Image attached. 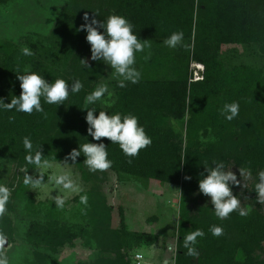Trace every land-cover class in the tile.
<instances>
[{
    "label": "trees",
    "instance_id": "1",
    "mask_svg": "<svg viewBox=\"0 0 264 264\" xmlns=\"http://www.w3.org/2000/svg\"><path fill=\"white\" fill-rule=\"evenodd\" d=\"M8 1L0 0V6ZM85 13L90 18L98 13V20L111 14L125 16L138 39L151 41L161 55L149 63L137 53L140 82L124 88L114 82L113 101L107 103L106 94L88 106L97 108L96 115L100 110L132 113L152 138V144L132 158L118 144L102 138L113 163L110 169L95 173L84 164L83 153L74 162L66 159L79 145L99 143L88 135L84 108L85 96L105 78V69L103 61L87 67L81 63L91 54L87 33L78 31ZM176 31L184 33L187 47L177 46L179 52L172 57L162 46ZM24 41L23 45L33 47V55H24L20 46L0 43V98L5 103L20 95L17 75L26 69L39 72L49 82L79 79L84 85L63 105H49L42 99L46 115L0 111V171L11 167L7 186L13 189L0 215V231L10 243L22 236L31 256L25 264H61L59 251L78 240L95 253L89 261L76 264H132L131 253L156 245L158 236L129 230L122 209L121 226L114 227V209L103 192L110 172L144 187L151 182L179 187L175 264H264V208L254 192L257 172L264 169V0H69L50 36L35 34ZM191 61L205 67L202 81L190 83ZM168 70L173 72L170 80ZM233 101L240 105L239 115L229 122L220 110ZM26 136L34 147L41 146L48 163H70L82 174L88 190L81 195L86 194L88 201L82 204L81 195L77 197L73 216L63 215L52 205L36 206L30 196L26 198L24 172L19 171L26 165ZM213 160H222L237 176L239 168L252 170L253 178L246 180L247 187L241 191L242 198L252 202L246 216L237 210L221 220L212 204L201 205L205 196L199 193L198 181L205 173L203 166ZM27 167L28 175L36 170ZM186 176L191 180H185ZM22 201L28 203L23 212L17 209ZM212 225L221 226L223 235L213 236ZM195 229L205 233L196 245L199 257L189 256L183 247V238Z\"/></svg>",
    "mask_w": 264,
    "mask_h": 264
},
{
    "label": "clouds",
    "instance_id": "2",
    "mask_svg": "<svg viewBox=\"0 0 264 264\" xmlns=\"http://www.w3.org/2000/svg\"><path fill=\"white\" fill-rule=\"evenodd\" d=\"M98 15V13H94L90 18L85 13L84 23L78 29V31L87 33L86 40L91 46V60L103 61L105 65L109 66L112 69V78L117 81L120 88L126 87L128 83H139L142 73L135 66L136 54L145 53L144 59H150L151 52L145 50L151 49V41L138 39L134 32V25L125 16L111 14L106 20H98L96 18ZM183 41L184 33L176 31L163 43L172 49L177 48V46L187 47ZM22 52L26 56L33 55V52L27 47L23 48ZM81 63L87 67L86 61L81 60ZM17 79L22 90L20 95L18 97L13 96L10 103H5L4 99L0 98V111L14 110L29 115L33 112L46 115L41 103L42 99L44 103L49 105H63L70 94H77L84 87L79 79H73L71 83L63 78L49 82L39 72L27 69L22 74L17 75ZM106 94L112 95L108 84L104 83L85 96L84 110L87 112L85 120L89 126L88 135L99 143L87 142L79 145V149H73L66 158L74 162L83 153L84 164L93 173L104 172L112 167L113 162L109 159V153L102 142V138H107L111 143L118 144L123 154L129 158L137 157L142 149H146L152 144V138L147 134L144 126L139 123V118L136 115L120 112L109 114L104 110H100L99 114L96 115L97 108L88 107L101 101ZM239 109L240 105L236 101L225 103L220 114L230 122L239 115ZM23 147L27 153L25 156L26 165L19 171L24 172V184L31 187L45 186L44 176L40 175L39 178H36L28 175L29 168L27 167V165H32L35 169H40L48 166V160L43 156L41 146L34 147L31 138L26 136L23 138ZM203 167L206 174L201 173L198 189L199 193L210 197L215 216L224 220L237 210L241 216H246L248 213L241 207L240 197L233 194L232 189L240 184V180L231 171V168H228L222 160H213L211 164H206ZM239 173L243 180L253 178L250 168H239ZM52 179H54L55 185L61 186L66 191L75 193L82 191L79 184L68 173L55 175ZM185 180H191V177L186 176ZM244 187H246L245 184ZM12 192V188L0 183V215L5 213ZM254 192L257 202L264 204V169L257 172ZM53 199L57 208H64L65 199L61 195L57 194ZM80 201L86 205L87 195H81ZM209 231L213 236L219 237L223 235L224 229L219 225H212ZM204 236L205 233L202 229H195L189 231L183 238V247L189 256L199 257L196 245L198 238ZM5 245L10 246L8 237L0 231V264H10L8 256L4 254ZM169 249L173 250V246L169 245Z\"/></svg>",
    "mask_w": 264,
    "mask_h": 264
},
{
    "label": "rangeland",
    "instance_id": "3",
    "mask_svg": "<svg viewBox=\"0 0 264 264\" xmlns=\"http://www.w3.org/2000/svg\"><path fill=\"white\" fill-rule=\"evenodd\" d=\"M68 2L69 0H9L6 5L0 6V43L9 42L10 45H17L23 49L27 47L23 45L26 37H35V34L50 36L57 21L65 14ZM27 48L33 51L32 46ZM154 48L156 47L151 44V49L145 50L146 52H151L150 59H153L154 56L158 57V59L161 58L159 50H154ZM162 49L169 51L172 57H174L176 52H179L178 48H168L164 44ZM139 54L140 58H144L145 53ZM150 59L146 61L150 63ZM92 63L91 54L86 55V64L90 66ZM104 69L105 78L99 82L98 86L104 83L108 84L112 95L104 100L106 101L107 99L106 102L109 103L111 100L113 101L114 95L111 84L117 81L112 78V69L109 66L104 64ZM205 71L203 65L191 61L189 63L190 83L202 81ZM166 73L168 75L167 79H172L173 72L168 70ZM231 171L235 173L234 169H231ZM11 172L10 166L4 167L0 171V183L8 185L11 179ZM61 173L70 174L79 184L82 191L79 193L69 192L61 186L55 185L52 178ZM40 175L44 176L45 186H26V198L30 196L32 203L34 201L36 206L52 205L56 207L53 198L59 194L65 199V206L63 209L56 208L67 217L73 216L78 207L77 197L88 190V186L76 166L70 163H48V166L36 169L30 174V176L36 178H39ZM237 177L238 179L240 178V176ZM244 184L247 187L246 180H240V184L239 186L237 185L233 194L240 197L241 207L247 210V206L251 205L252 202L251 199H243L241 196V191L246 188ZM103 192L107 196L109 205L114 209L113 225L115 228H120L121 226L122 216L120 217V209H122L125 223L130 231L152 233L158 236V241L153 247H144L130 254L132 264H136L137 255L144 256L142 264H173V261L176 262L181 201L179 187L169 188L156 182H151L144 187L133 180H121L116 174L110 172L107 176L106 184L103 186ZM27 204V202L22 201L17 206V209L19 207L23 212ZM203 204L206 206L211 204L210 197L205 196L201 205ZM262 206L264 208V204ZM19 231L22 232L23 228ZM9 245H5L4 254L8 256L10 264H25L28 259H31L28 246L22 236L14 243L9 242ZM169 245L173 246V250L169 249ZM94 253V251L84 247L81 240H78L74 246H66L59 251L58 261L61 264H76L80 261H89ZM261 257L264 260V252Z\"/></svg>",
    "mask_w": 264,
    "mask_h": 264
},
{
    "label": "built area",
    "instance_id": "4",
    "mask_svg": "<svg viewBox=\"0 0 264 264\" xmlns=\"http://www.w3.org/2000/svg\"><path fill=\"white\" fill-rule=\"evenodd\" d=\"M143 258H144L143 255H137L135 259L136 264H141Z\"/></svg>",
    "mask_w": 264,
    "mask_h": 264
},
{
    "label": "crops",
    "instance_id": "5",
    "mask_svg": "<svg viewBox=\"0 0 264 264\" xmlns=\"http://www.w3.org/2000/svg\"><path fill=\"white\" fill-rule=\"evenodd\" d=\"M143 262V261H142Z\"/></svg>",
    "mask_w": 264,
    "mask_h": 264
},
{
    "label": "water",
    "instance_id": "6",
    "mask_svg": "<svg viewBox=\"0 0 264 264\" xmlns=\"http://www.w3.org/2000/svg\"><path fill=\"white\" fill-rule=\"evenodd\" d=\"M90 58V57H89Z\"/></svg>",
    "mask_w": 264,
    "mask_h": 264
}]
</instances>
